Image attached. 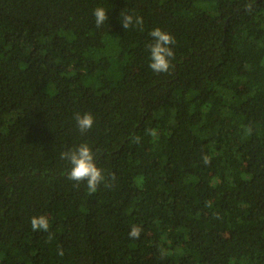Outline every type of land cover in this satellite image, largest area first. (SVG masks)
I'll use <instances>...</instances> for the list:
<instances>
[{"label": "trees", "instance_id": "obj_1", "mask_svg": "<svg viewBox=\"0 0 264 264\" xmlns=\"http://www.w3.org/2000/svg\"><path fill=\"white\" fill-rule=\"evenodd\" d=\"M81 143L95 194L60 157ZM0 264H264V0H0Z\"/></svg>", "mask_w": 264, "mask_h": 264}, {"label": "clouds", "instance_id": "obj_2", "mask_svg": "<svg viewBox=\"0 0 264 264\" xmlns=\"http://www.w3.org/2000/svg\"><path fill=\"white\" fill-rule=\"evenodd\" d=\"M95 17V24L100 27L108 21L109 17L106 10L103 7H97L93 11ZM124 29H128L130 26H140L143 30V18L132 15H125L121 21ZM149 36L152 38V43L148 45L150 52L149 67L155 73H168L174 67L171 63V58L174 56L172 45H175L176 40L170 33L160 29L159 27L153 28L149 32ZM76 127L81 134L88 132L94 124V118L91 113L85 112L83 114L77 112L74 116ZM248 133H251V129H247ZM134 140H139V137H134ZM60 157L63 160L68 161L70 169L67 172V178L71 181H75L77 186L79 182H86L88 193L95 194L98 186L103 182L105 186H108L105 175L102 170L96 165L95 155L87 143H81L77 147L61 152ZM205 164L210 162L208 156L203 157ZM114 179V175L111 177ZM31 228L34 231L42 230L47 232L49 230L48 218L44 215L33 216L30 220ZM141 228L139 226H133L129 232V236L133 239H137L140 236ZM59 254H63L62 250Z\"/></svg>", "mask_w": 264, "mask_h": 264}]
</instances>
